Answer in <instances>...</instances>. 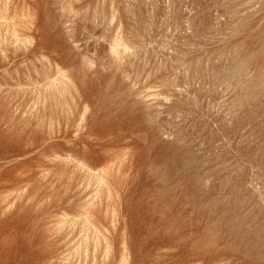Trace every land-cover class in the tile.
<instances>
[{"label": "rangeland", "instance_id": "1", "mask_svg": "<svg viewBox=\"0 0 264 264\" xmlns=\"http://www.w3.org/2000/svg\"><path fill=\"white\" fill-rule=\"evenodd\" d=\"M0 264H264V0H0Z\"/></svg>", "mask_w": 264, "mask_h": 264}]
</instances>
